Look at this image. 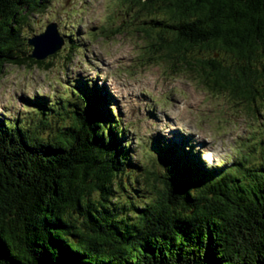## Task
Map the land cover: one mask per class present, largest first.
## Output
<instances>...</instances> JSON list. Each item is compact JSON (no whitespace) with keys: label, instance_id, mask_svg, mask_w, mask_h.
Segmentation results:
<instances>
[{"label":"trees","instance_id":"1","mask_svg":"<svg viewBox=\"0 0 264 264\" xmlns=\"http://www.w3.org/2000/svg\"><path fill=\"white\" fill-rule=\"evenodd\" d=\"M46 1L0 0V73L51 67L23 35ZM120 4L141 20L147 52L250 112L264 106V0ZM83 83L60 108L34 99L26 118L0 119V264H264V155L213 172L155 139L162 171L142 168L139 183L126 127Z\"/></svg>","mask_w":264,"mask_h":264},{"label":"rangeland","instance_id":"2","mask_svg":"<svg viewBox=\"0 0 264 264\" xmlns=\"http://www.w3.org/2000/svg\"><path fill=\"white\" fill-rule=\"evenodd\" d=\"M43 7L29 16L23 35L38 34L53 21L64 43L43 59L51 61L48 69L3 66L0 119L24 118L36 107L34 99L60 108L55 103L61 99L73 101L71 85L85 82L88 89L95 85L112 118L126 127L121 139L132 150L131 160L141 165L135 172L139 183L142 168L162 171L151 155L155 139L161 145L176 141L172 147L184 146L198 156L202 169L213 172L246 154L251 155L247 165L261 160L264 106L250 112L226 92L204 87L200 71L147 52L137 30L141 20L120 0H47Z\"/></svg>","mask_w":264,"mask_h":264},{"label":"water","instance_id":"3","mask_svg":"<svg viewBox=\"0 0 264 264\" xmlns=\"http://www.w3.org/2000/svg\"><path fill=\"white\" fill-rule=\"evenodd\" d=\"M64 40L57 31V25L51 21L46 24L44 30L27 38V44L32 47L30 58L43 60L56 53L63 45Z\"/></svg>","mask_w":264,"mask_h":264},{"label":"bare ground","instance_id":"4","mask_svg":"<svg viewBox=\"0 0 264 264\" xmlns=\"http://www.w3.org/2000/svg\"><path fill=\"white\" fill-rule=\"evenodd\" d=\"M167 142H169V143H167V144H171V143H176V141H167Z\"/></svg>","mask_w":264,"mask_h":264}]
</instances>
